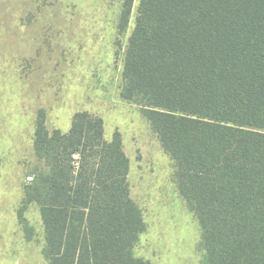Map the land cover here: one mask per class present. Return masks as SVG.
<instances>
[{
    "label": "trees",
    "instance_id": "trees-1",
    "mask_svg": "<svg viewBox=\"0 0 264 264\" xmlns=\"http://www.w3.org/2000/svg\"><path fill=\"white\" fill-rule=\"evenodd\" d=\"M120 1L123 34L136 0ZM122 76L174 162L201 264H264V0H139ZM34 151L24 206L39 207L48 264H149L120 132L107 141L86 111L50 131L40 110Z\"/></svg>",
    "mask_w": 264,
    "mask_h": 264
},
{
    "label": "rangeland",
    "instance_id": "rangeland-1",
    "mask_svg": "<svg viewBox=\"0 0 264 264\" xmlns=\"http://www.w3.org/2000/svg\"><path fill=\"white\" fill-rule=\"evenodd\" d=\"M139 0L118 31L120 0H0V264H48L39 207L24 188L43 165L34 151L37 114L68 132L73 116L120 132L129 185L146 231L134 249L149 264H201V229L181 197L175 166L141 107L121 98L123 67Z\"/></svg>",
    "mask_w": 264,
    "mask_h": 264
}]
</instances>
